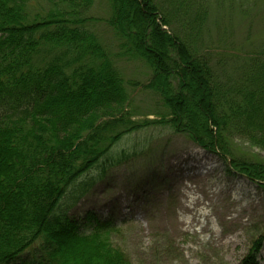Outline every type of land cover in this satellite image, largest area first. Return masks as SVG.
<instances>
[{
	"label": "trees",
	"instance_id": "trees-1",
	"mask_svg": "<svg viewBox=\"0 0 264 264\" xmlns=\"http://www.w3.org/2000/svg\"><path fill=\"white\" fill-rule=\"evenodd\" d=\"M36 1L0 0V264H86L89 260L92 264H127L118 249L101 238L106 225L96 224L90 233H80L68 217L67 204L89 189L92 180L81 181L89 171L102 161L103 168L114 163L105 155L109 150L102 141L110 132L109 143L114 142L123 133L113 132L121 124L132 123L127 110L130 94L111 68L105 50L83 26L89 22L86 15L93 0H47L48 10L33 13L30 9ZM111 1L109 23L128 40L125 49L128 45L130 53L143 52L152 69L148 86L170 110L171 128L186 132L206 150L218 151L230 159L231 167L264 185V163L233 160L223 141L231 129L251 143L264 145V129L254 135L248 129L259 121L251 123L255 107H264L263 93L259 87L260 91L254 89V78L264 71V61L246 82L224 86L208 81L210 67L204 55H195L179 32L169 29L175 43L172 75L167 61L163 62L165 57L158 60L152 54L158 51L152 46L153 37L159 36L155 22L164 33V26L171 25L166 15L154 6L156 13L151 11L134 42L127 35L130 10L121 0ZM159 40L163 41L160 36ZM144 45L149 46L148 52ZM55 50L59 53L54 55ZM86 57L103 62L97 68L87 65L66 71ZM192 63L200 64L195 69L200 66L201 72L206 71L204 76L200 71L193 75V82L203 88L205 81L212 83L214 104L205 98L192 108L186 101L180 104L185 98L180 93L167 97L169 82L181 91L189 84L185 71L192 69ZM194 93L201 99L199 88ZM221 110L225 112L222 117ZM199 116L204 123H198ZM242 121L248 122L247 127ZM31 252L39 259H29Z\"/></svg>",
	"mask_w": 264,
	"mask_h": 264
},
{
	"label": "rangeland",
	"instance_id": "rangeland-1",
	"mask_svg": "<svg viewBox=\"0 0 264 264\" xmlns=\"http://www.w3.org/2000/svg\"><path fill=\"white\" fill-rule=\"evenodd\" d=\"M142 1H119L125 4L127 11L130 10L131 31L127 35L135 42V36L150 19L151 11L156 13L153 7L160 8L171 25L164 26V33L155 22V31H159L163 41L159 36L153 37L156 41L152 46L158 51L152 54L158 60L165 57L163 62H168L166 66L172 75L176 69L172 64L175 43L167 32L169 29L179 32L195 55H204L210 67L208 81L231 86L246 82L251 74L259 71L256 65L264 61V0H154L152 4L144 0V5ZM182 1L186 4L181 5ZM48 5L47 0H37L30 10L43 12L49 9ZM111 5V0H93L86 15L89 22L83 26L105 50L111 68L130 94L127 110L132 123L121 124L113 132L123 133L114 142L109 143L110 132L103 138L102 146L109 150L105 155L113 158L114 163L103 168L105 164L102 161L81 179L92 180V184L81 198L69 201L68 217L80 233H90L96 224L106 225L107 230L103 231L101 238L118 249L127 264H264V185L231 167L230 159L228 161L218 151L206 150L190 139L186 132L171 128L170 110L164 107L160 94L148 86L152 69L142 56L143 52L130 53L128 45L125 49L123 44L128 40L117 34L109 23ZM191 21L196 24L189 25ZM198 21L201 24L197 27ZM147 47H143L146 52ZM52 53L55 55L59 50ZM83 59L66 71L87 65L97 68L103 62H92L88 57ZM190 61L193 62L192 59ZM196 65L192 63V69L185 71L189 84L183 91L169 82L171 87L167 97L174 98L180 93L185 96L180 104L186 101L192 108L196 102L204 103L205 98L215 103L211 82H204L205 90L199 82H193V75L197 72L206 75L200 66L195 69ZM254 79L257 82L254 89L259 87L264 96V71ZM197 88L202 94L201 99H198L197 92L194 93ZM255 103L258 106L256 100ZM218 113L222 117L225 112L221 110ZM251 116H254L251 123L259 121L253 124V128H248L250 133H263L264 107L259 110L255 107ZM197 121L204 123L201 116ZM242 123L245 128L248 122ZM131 127L135 128L128 132ZM219 127L224 129L222 125ZM208 131L213 133L211 128ZM228 134L223 141L233 160L264 163V145L251 143L241 132L230 129ZM173 163H180V166L174 167ZM201 163L204 166L182 169L187 164ZM211 166L215 167V172L207 182L220 180L231 183L233 188L247 187L249 195L256 198L255 202H249L251 198L248 197L237 204L232 197L233 191L219 199L218 206L209 217L213 233L201 232V226L196 222L178 225L180 217L192 220V215H183L180 210V191L183 184L188 183L184 180L185 175L205 173ZM239 206L243 208L239 216L236 211L228 212L232 208L239 209ZM252 254L255 257L250 260ZM35 257L31 252L29 259ZM86 264H92V261Z\"/></svg>",
	"mask_w": 264,
	"mask_h": 264
},
{
	"label": "bare ground",
	"instance_id": "bare-ground-1",
	"mask_svg": "<svg viewBox=\"0 0 264 264\" xmlns=\"http://www.w3.org/2000/svg\"><path fill=\"white\" fill-rule=\"evenodd\" d=\"M180 163H173L174 167H179ZM197 167L204 166L201 164H187L185 167H181L182 169H195ZM215 167L211 166L207 168V172L198 173L194 172L193 174H186L184 180H187L188 183H184L181 188V204L180 210L182 214L184 213L192 215V220L181 218L178 221V225H186L192 222L198 223L201 227V232L213 233L212 229L209 226V217L213 213L215 207L219 204V199L223 198L226 194L233 191L232 197L234 198L235 203L240 204L243 198L250 197L251 200L249 202L254 203L256 198L249 195V190L247 187H237L231 183L223 182L216 180L212 183L207 182L209 176L214 174ZM177 176V174L175 175ZM174 177V176H173ZM242 206H239V209H229L228 212H235L237 216L242 214Z\"/></svg>",
	"mask_w": 264,
	"mask_h": 264
}]
</instances>
